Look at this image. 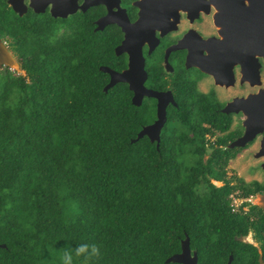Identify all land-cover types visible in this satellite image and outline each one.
I'll return each instance as SVG.
<instances>
[{
	"label": "trees",
	"instance_id": "1",
	"mask_svg": "<svg viewBox=\"0 0 264 264\" xmlns=\"http://www.w3.org/2000/svg\"><path fill=\"white\" fill-rule=\"evenodd\" d=\"M26 28L12 31L24 73L0 70V264H62L81 243L101 255L74 264H179L165 259L196 224L232 241L246 232L229 194L259 188L209 177L226 178L237 148L204 159L205 131L182 127L158 145L136 138L142 106L120 85L102 89L99 45Z\"/></svg>",
	"mask_w": 264,
	"mask_h": 264
},
{
	"label": "flooded vegetation",
	"instance_id": "2",
	"mask_svg": "<svg viewBox=\"0 0 264 264\" xmlns=\"http://www.w3.org/2000/svg\"><path fill=\"white\" fill-rule=\"evenodd\" d=\"M217 12L214 0H0V39L16 58L12 35L16 26L56 35L88 34L100 48L95 61L102 89L107 92L120 85L130 99L134 90L129 81L104 89L111 75L102 66L122 71L129 68L132 56L136 66L143 67L137 68L144 85L140 128L159 118V142L172 127L192 128L190 134L201 129L209 149L203 154L206 159L212 156L210 147H231L245 131L251 106L255 116L264 102V57L259 45L250 50L236 43L234 36L223 35L221 23L226 17H216ZM248 97H253L252 103L245 101ZM236 98L237 110H223ZM263 137L264 130L244 145L233 146L234 157L253 145L256 156ZM220 156L227 159L226 154ZM256 157H261L263 168L264 155ZM209 177L216 185L241 180L259 190L241 195L237 188L229 194L233 220L246 228L245 233L232 235L236 242L214 231L200 233L194 226L188 236L191 264H264V206L257 200L264 193V168L248 171L247 176L227 171L225 179ZM233 195L240 197L239 202L232 201Z\"/></svg>",
	"mask_w": 264,
	"mask_h": 264
},
{
	"label": "water",
	"instance_id": "3",
	"mask_svg": "<svg viewBox=\"0 0 264 264\" xmlns=\"http://www.w3.org/2000/svg\"><path fill=\"white\" fill-rule=\"evenodd\" d=\"M214 2L216 3L218 10L215 16L219 17L224 14L226 17L224 23H221L225 26L223 35H226L227 37H230L231 35L234 36V41H236V43H239L240 46L242 43L244 47L250 48V50L254 45L255 48L259 45L261 55L264 57V0H214ZM3 64L12 66V64L19 65V62L0 39V67ZM138 67L143 69L142 65ZM138 67L136 66L135 60L132 56L129 68L122 71H116L108 66H102V68L109 71L111 75L110 80L104 86V89L106 90L117 81H129L130 88L134 90L131 101L133 104L139 105L141 103L144 85L143 77H140L137 73ZM261 98L262 101H264V87L262 88ZM246 100L252 103L253 97H248L245 101ZM239 104L240 99L236 98L235 100L229 102L223 110L227 112L233 109L237 110ZM158 109L160 110V106ZM245 124L246 128L244 133L229 144L231 147L244 145L255 134L264 130V102H262L260 111L257 110L255 112V116L251 106L248 111V118L245 120ZM160 126L161 121L158 118L152 124L145 125L140 128L137 132L136 138L147 134L150 136L151 140L156 139V144L158 145ZM255 155H264V137L262 138L260 148ZM262 167L264 168V162L262 163ZM257 200L261 206H264V193L259 194ZM189 252V238L186 235V237L182 239L181 252L169 255L165 261L169 262L173 260L183 262V264H191Z\"/></svg>",
	"mask_w": 264,
	"mask_h": 264
},
{
	"label": "rangeland",
	"instance_id": "4",
	"mask_svg": "<svg viewBox=\"0 0 264 264\" xmlns=\"http://www.w3.org/2000/svg\"><path fill=\"white\" fill-rule=\"evenodd\" d=\"M18 61V58H16ZM19 62V61H18ZM11 69H14L20 73H24L23 69L19 65L12 64ZM256 146H250L246 148L242 153L238 154L236 157L232 158L228 163V172H238L239 174L248 175V171L252 170H262L259 161L261 157H256L252 154ZM259 175L258 173H256ZM220 183V182H218ZM217 183V184H218Z\"/></svg>",
	"mask_w": 264,
	"mask_h": 264
},
{
	"label": "clouds",
	"instance_id": "5",
	"mask_svg": "<svg viewBox=\"0 0 264 264\" xmlns=\"http://www.w3.org/2000/svg\"><path fill=\"white\" fill-rule=\"evenodd\" d=\"M101 255L100 247L96 244L81 243L74 249L66 250L61 259L62 264H74L75 258H84L85 260H92L93 258H99ZM262 264V262H261Z\"/></svg>",
	"mask_w": 264,
	"mask_h": 264
},
{
	"label": "built area",
	"instance_id": "6",
	"mask_svg": "<svg viewBox=\"0 0 264 264\" xmlns=\"http://www.w3.org/2000/svg\"><path fill=\"white\" fill-rule=\"evenodd\" d=\"M239 200H240V197L235 196V195L232 196V201L233 202L237 203V202H239Z\"/></svg>",
	"mask_w": 264,
	"mask_h": 264
}]
</instances>
